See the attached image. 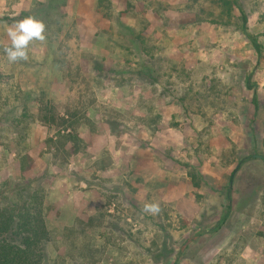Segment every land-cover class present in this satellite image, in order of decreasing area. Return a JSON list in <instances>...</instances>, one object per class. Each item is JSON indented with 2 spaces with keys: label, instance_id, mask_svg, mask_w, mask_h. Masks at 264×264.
I'll return each instance as SVG.
<instances>
[{
  "label": "rangeland",
  "instance_id": "1",
  "mask_svg": "<svg viewBox=\"0 0 264 264\" xmlns=\"http://www.w3.org/2000/svg\"><path fill=\"white\" fill-rule=\"evenodd\" d=\"M234 4L0 0V204L40 192L42 264H264V0Z\"/></svg>",
  "mask_w": 264,
  "mask_h": 264
},
{
  "label": "trees",
  "instance_id": "2",
  "mask_svg": "<svg viewBox=\"0 0 264 264\" xmlns=\"http://www.w3.org/2000/svg\"><path fill=\"white\" fill-rule=\"evenodd\" d=\"M221 1L227 10L226 14H229L235 0ZM239 12L245 24V14L241 9ZM249 39L256 52L260 53L259 42L255 38ZM56 117L48 111L39 121L44 125H69L67 119ZM16 192L15 200L4 198L6 204H0V264H42L45 259V244L50 241V232L45 223L43 197L38 190L18 189ZM226 200H230L229 195Z\"/></svg>",
  "mask_w": 264,
  "mask_h": 264
},
{
  "label": "clouds",
  "instance_id": "3",
  "mask_svg": "<svg viewBox=\"0 0 264 264\" xmlns=\"http://www.w3.org/2000/svg\"><path fill=\"white\" fill-rule=\"evenodd\" d=\"M9 44L3 47V52L10 63L26 62L29 60L30 46L43 44L47 40L46 24L33 15L17 20L5 28ZM162 209L159 202L145 203L142 212L153 216L159 215Z\"/></svg>",
  "mask_w": 264,
  "mask_h": 264
}]
</instances>
